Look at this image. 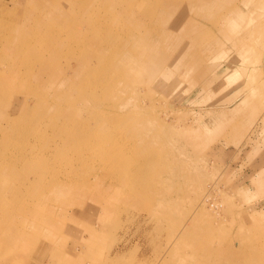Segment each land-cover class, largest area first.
<instances>
[{
	"label": "rangeland",
	"instance_id": "1",
	"mask_svg": "<svg viewBox=\"0 0 264 264\" xmlns=\"http://www.w3.org/2000/svg\"><path fill=\"white\" fill-rule=\"evenodd\" d=\"M192 1L0 0V264H264V10Z\"/></svg>",
	"mask_w": 264,
	"mask_h": 264
},
{
	"label": "bare ground",
	"instance_id": "2",
	"mask_svg": "<svg viewBox=\"0 0 264 264\" xmlns=\"http://www.w3.org/2000/svg\"><path fill=\"white\" fill-rule=\"evenodd\" d=\"M132 1V3H131ZM190 3H193L192 0H188ZM206 1H210V0H203L201 1V3H204ZM222 2H227L228 4H237L238 0H219ZM251 5H258V8H261L264 10V0H250ZM13 3V2H10ZM130 4H134V0H75V7H88V10L85 11H72L71 13H62L61 14V19L65 18V16H69V18L72 19L73 21V27H63L64 31H68L73 35H82V28L83 27H87L86 25H89L90 21L88 18V12L90 14H94L93 12L98 10L99 8H105V12L107 11V13L109 11H111L110 13L107 14V16H104L103 20L106 22H114L117 25H128V20L130 19H126L123 15V13H125L128 9L131 8ZM109 7V8H108ZM252 7L250 8L251 11ZM239 10V8L235 7H231L230 12L231 13H237V11ZM82 15V16H80ZM88 18V19H87ZM99 22L103 23L101 20L97 19ZM224 21V20H223ZM33 26L37 27L36 25H20L18 23H16L14 25L15 29H18L20 34L17 35V39L19 40L17 43H15L14 47H16V52H20L24 50V44L26 43V41H28L29 39H33L36 34H37V30L33 29ZM27 27L29 28V30L27 31ZM60 30V28H59ZM212 32V31H211ZM210 32V33H211ZM213 33V32H212ZM221 36H223L225 39H227V35L224 31H220ZM250 35V32L248 33ZM135 36L133 35H128V37H126V40L124 41L125 44H128L127 46L123 47H119V48H115L112 53L113 54H117V55H121L122 57L120 59H122L124 62H127L126 65L124 66H119L118 63L116 64V69L118 70H123V71H127L129 70V60L131 61V56L129 57L128 54H130L131 48L129 46V44H131L132 47H134V42H132L134 40ZM205 40L208 41L209 47L211 48H219V45L217 44V42L219 40H217L218 38L212 37V34H207L204 37ZM104 40L102 38H100L98 36V34H94L92 36H90L87 39V43L89 44L88 47H91L92 49H90L87 54L86 57L90 58V60H95L97 58H99L102 55V50L97 47L101 42H103ZM236 42H234L233 44H235V46H237L236 43L240 44L241 38L237 37L235 39ZM253 41L252 39H248L246 42L249 44V47L251 46V44ZM178 45V44H177ZM176 45V46H177ZM248 46H244L243 49L240 51L241 56H242V63L243 65L248 64L251 60L249 59V56H247V53L245 52V50L247 48H249ZM177 49V48H176ZM121 53H125L126 55H122ZM128 55V56H127ZM129 59V60H128ZM249 59V60H248ZM115 66V65H114ZM39 69L42 71V75L41 77L34 81V84L36 83H43L45 82V80H43V78L46 76V73L49 71L48 69V64L46 61V67H42L41 65L38 66ZM118 67V68H117ZM6 85V82H5ZM6 87V86H5ZM40 89V87H38ZM44 114V113H43ZM56 260V258H55ZM56 262V261H55Z\"/></svg>",
	"mask_w": 264,
	"mask_h": 264
}]
</instances>
